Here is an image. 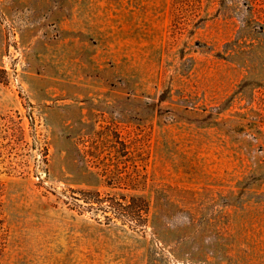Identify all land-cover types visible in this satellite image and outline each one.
Here are the masks:
<instances>
[{"label": "rangeland", "instance_id": "rangeland-1", "mask_svg": "<svg viewBox=\"0 0 264 264\" xmlns=\"http://www.w3.org/2000/svg\"><path fill=\"white\" fill-rule=\"evenodd\" d=\"M0 264H264V0H0Z\"/></svg>", "mask_w": 264, "mask_h": 264}, {"label": "trees", "instance_id": "trees-1", "mask_svg": "<svg viewBox=\"0 0 264 264\" xmlns=\"http://www.w3.org/2000/svg\"><path fill=\"white\" fill-rule=\"evenodd\" d=\"M143 209V208H142Z\"/></svg>", "mask_w": 264, "mask_h": 264}]
</instances>
